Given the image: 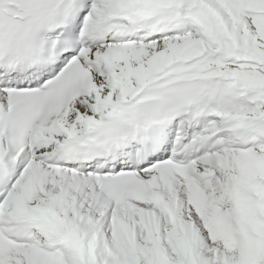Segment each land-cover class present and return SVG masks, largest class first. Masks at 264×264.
I'll use <instances>...</instances> for the list:
<instances>
[{
  "label": "snow or ice",
  "instance_id": "obj_1",
  "mask_svg": "<svg viewBox=\"0 0 264 264\" xmlns=\"http://www.w3.org/2000/svg\"><path fill=\"white\" fill-rule=\"evenodd\" d=\"M0 264H264V0H0Z\"/></svg>",
  "mask_w": 264,
  "mask_h": 264
}]
</instances>
